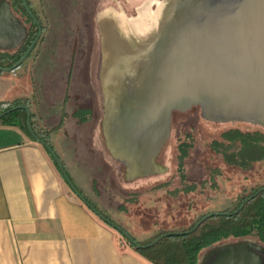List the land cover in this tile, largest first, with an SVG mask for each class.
Instances as JSON below:
<instances>
[{"label":"rangeland","instance_id":"obj_1","mask_svg":"<svg viewBox=\"0 0 264 264\" xmlns=\"http://www.w3.org/2000/svg\"><path fill=\"white\" fill-rule=\"evenodd\" d=\"M39 1L46 11H52L51 0ZM210 2L204 6L202 0H191L190 14L179 19L168 32L165 43L142 70L128 69L123 63L116 66L119 102L124 106L141 102L130 108L134 113L127 114L122 122V133L136 143L140 152H146V142L154 136L152 124L162 94L168 92L173 98L180 99L183 89L189 84L202 92H216L218 97L225 94L224 98L230 102L235 100L236 103L251 105L259 102L258 96L264 88V16L251 8L249 2L243 3L238 12L233 10L236 5L233 0ZM209 38L211 42H208ZM131 94L138 96L130 98ZM221 99L222 104L226 103ZM230 126L229 123H208L199 117L196 110L175 113L170 136L158 158L167 174L126 181L122 167L109 156L102 177L95 171L98 177L90 183L94 189L92 199H89L93 204L88 202L139 243L159 237L157 232L160 230L173 232L187 227L206 210H232L238 196L264 183V161L256 163L249 171H241L221 164L211 154L205 143ZM234 126L264 132L263 127L255 125L235 123ZM185 133L194 137L190 157L184 161L188 177L198 183L208 181V170L203 171V168L214 165H221V176L215 178L217 186L214 189L209 187L213 182L210 180L200 191L178 193L171 198L166 192L179 186L175 156L178 140H182ZM172 173L173 181L169 186L159 191L149 190L166 181ZM186 204L194 208L187 210ZM117 233L118 243L123 246L125 237Z\"/></svg>","mask_w":264,"mask_h":264},{"label":"crops","instance_id":"obj_2","mask_svg":"<svg viewBox=\"0 0 264 264\" xmlns=\"http://www.w3.org/2000/svg\"><path fill=\"white\" fill-rule=\"evenodd\" d=\"M67 3L51 0L52 11L44 8L50 26L42 55L30 77L20 82L0 73V101L37 94L47 143L75 188L92 203L95 171L101 175L109 163L100 126L89 111L61 107L62 77L47 76L49 68L60 64L56 33L73 22L67 16L75 5ZM69 94L87 96L78 80H72ZM117 232L75 194L43 145L18 123H0V264H151L126 243L120 246Z\"/></svg>","mask_w":264,"mask_h":264},{"label":"flooded vegetation","instance_id":"obj_3","mask_svg":"<svg viewBox=\"0 0 264 264\" xmlns=\"http://www.w3.org/2000/svg\"><path fill=\"white\" fill-rule=\"evenodd\" d=\"M26 2L33 17L29 15L24 8L22 0H9L16 22L22 28V36L17 44L8 46L6 49H0V67L12 69L5 73L18 82L26 77H30L33 65L42 55L43 45L48 40V28L50 26L43 5H38L36 8L31 4L30 0H26ZM67 4L69 6L75 5L71 14L67 16V18L73 19V22L72 24H65L62 26L64 31L61 30L56 33L55 41L57 44V52L61 56V59L57 62L60 64L49 68L47 76L49 77L57 74L62 77L61 83L64 87V93L59 103L61 107L69 106L72 110L89 111L93 113L90 115V118L94 117L98 122V126H100V135L103 139L104 148L107 154L122 167L121 169H123L126 181H134V179H139L143 176L157 177L162 174H167V169L158 163V158L163 146L170 136L173 115L175 113H185L192 110H196L199 113V117L208 123H229V125H231L221 130L217 134L218 137L212 138L208 143H205L211 154H213L221 164L223 163L225 166L237 168L241 171H249L256 163L264 161L262 157L256 162L243 165V158L238 155L239 153L236 149H227L221 146V143L227 144L223 142V134H228L229 132H233V134L235 132L250 134V140L255 138L259 143L264 144L263 131L253 128L243 130L234 126L235 123H242L264 128L263 124L256 123H264V121L247 118L223 119L220 116L211 114L209 112L210 110L207 111L206 108H208V104L192 105L185 110H173L171 112L169 125L161 141L146 152H139L140 150L136 147V143L129 140L128 137L122 133V122L125 119V115L132 112L130 108L137 107V105L130 104L131 106H124L119 102V92L115 84L116 66L118 63H123L126 68L139 71L138 68L143 65L144 61H146L145 63L147 64L151 60V55L154 50L150 51V47L155 40L158 27L165 18L169 0H68ZM25 55L26 57L20 65L13 68ZM145 63L144 65H146ZM0 73L3 72L0 71ZM72 80L79 81L80 91L83 90V92L86 93V98L70 96L69 88ZM131 95L130 98L138 96V94ZM129 99H126L127 102ZM39 103L40 101L37 94L32 93L31 97L24 96L9 102L0 101V109H3L1 111V113H3L15 106L26 105L31 112V128L34 126L35 131L40 137L47 138V131L41 129L43 120L37 113L40 107ZM15 111L24 112L25 116H16V121L20 124H26L27 126V114L25 110L18 109L9 111L6 115ZM87 116L88 115H86V118L89 119V116ZM36 128H38V130ZM255 132H258L255 134L256 136H254ZM37 133L34 134L40 138ZM183 136L182 140H178L175 156L176 177L179 186L174 187L172 190H168L171 193L166 192L171 198H174L178 193H192L198 189L200 191L202 190L201 187H206L210 180L213 182H210L209 187L214 189L217 186L215 178L221 176V165L218 167L214 165L203 168V171L206 169L208 170V181L204 180L198 183L195 182L194 179L188 177V173L184 169V161L190 157V150L194 147V137L190 133H185ZM185 147L188 148V155L184 158L182 166L178 167L179 148ZM140 156L143 158V162H141ZM181 177H183V180H181ZM171 181H173V173L164 182H169V186ZM263 187L264 183L248 191L246 190L245 193L238 196L239 199L235 205L236 209L228 214H237L247 202L264 191H260ZM177 189L180 190L178 191ZM174 190L177 191L174 193L172 192ZM251 192L252 194H250ZM250 197L252 198L247 201ZM242 198L244 199L242 200ZM243 203V207L237 213H234ZM186 208L187 210H191L194 207L191 208L190 204H186ZM225 209H209L199 213L198 216L200 214L204 216L212 212H218L220 213L219 215H222L225 214L223 212ZM125 239L126 238H123L124 243H126ZM243 239L256 240L257 243L264 248V243L259 242L255 237H245L223 243H236ZM223 243L210 246L203 251L201 256L203 254L207 255L214 247ZM259 255L262 258L261 264H264V252L259 253ZM199 264H208V261L205 263L199 262Z\"/></svg>","mask_w":264,"mask_h":264},{"label":"water","instance_id":"obj_4","mask_svg":"<svg viewBox=\"0 0 264 264\" xmlns=\"http://www.w3.org/2000/svg\"><path fill=\"white\" fill-rule=\"evenodd\" d=\"M210 1L211 0H202L203 3L202 5L208 6L212 3ZM233 1L236 2V5H234L235 9H233L234 11L238 12V10L241 8L240 6H242L243 3L245 4L249 2L248 4L251 6V8H255L257 11H259V13H261L264 16V0H233ZM190 2L191 0H169L165 18L161 23V25L158 27L155 35V40L153 41L152 46L150 47V51L154 50L153 54L158 50L160 46H162L165 43L168 32L174 26L177 25L179 19L182 16H186L190 14L192 9ZM22 3L28 14L33 17L26 0H22ZM21 36H22V28L16 22V19L11 10L9 0H0V49H6L8 46L17 44ZM208 42H211L210 38L208 39ZM153 54L151 56H153ZM25 57L26 55L13 68L20 65V63L23 61ZM145 62L146 61H144L143 65L140 68H138L139 71L142 70ZM10 70L12 69L0 67L1 72H8ZM215 94L210 92H202L195 85H189V84L186 85L185 88L183 89L180 99L173 98V95L168 94V92L167 94H162L160 96V101L158 102L159 108H157L158 110L153 120L154 124H152V129L154 128V136L148 138L146 142V147H148L147 150H149L151 147L156 146V143H159L161 141L164 133L166 132L165 130L169 125L171 112L173 110H185L192 105L208 104L207 105L208 108H206V110L207 111L210 110L209 112L211 114L220 116L223 119L247 118L251 120L264 121V88L262 89V93L259 94L258 96L259 102L255 105H251L247 103L246 104L236 103L234 102L235 100L230 102L224 98V96H226L225 94L221 93L219 97L215 96ZM219 98H222L221 100L225 101L226 103L222 104L221 101H219ZM140 103H137L136 105L138 106ZM18 109H23L26 111L27 128L30 135L34 140H36L41 145H43L45 149L49 152V154L55 161L56 165L58 166L66 183L71 187V189L75 192V194L93 211V213L99 219H101L104 223H106L107 225L111 226L112 228L120 232L129 242L134 244L137 248L150 247L155 243H157L161 238L166 236L187 235L195 231L200 226V224H202L206 219L220 214L218 212H212L204 215L189 231L167 232L153 239L150 243L146 245H141L137 243L120 227L113 224L101 213H99V211H97L81 195V193L75 188V186L71 182L70 178L65 172V169L59 157L53 151L52 147L47 142L42 141L33 133L30 124V117H31L30 109L26 105H18L10 109L9 111L18 110ZM9 111L0 113V118L5 116ZM131 113L133 114L134 111L130 112V115ZM126 115L124 118H126ZM256 123H260L264 125L263 122H256ZM141 162H143L142 157H141ZM262 190H264V187L261 188L260 191ZM252 197L247 199V201L250 200ZM243 205L244 203L234 213H237L243 207ZM262 252H264V248L260 244H258L256 240L243 239L236 243H223L214 247L213 250L210 251L207 255L203 254L199 258V262L205 263L206 261H208V264H261L262 258L260 257L259 253Z\"/></svg>","mask_w":264,"mask_h":264},{"label":"trees","instance_id":"obj_5","mask_svg":"<svg viewBox=\"0 0 264 264\" xmlns=\"http://www.w3.org/2000/svg\"><path fill=\"white\" fill-rule=\"evenodd\" d=\"M2 110L3 109H0V113ZM16 116L21 117L25 116V114L23 111H15L1 117L0 123L8 125L16 124L18 123L16 121ZM18 124L23 131L29 133L26 124ZM32 129L36 134L37 132L34 126H32ZM257 133L258 132H255L254 136H256L255 134ZM37 135L40 137L38 133ZM250 137V134L239 132L233 134V132H229L228 134H223V142L227 144L221 143V146L227 149H236L239 153L238 155L243 158V165L256 162L260 158H264V144L259 143L255 138L250 140ZM40 139L44 142H48L47 138L40 137ZM187 155L188 148H179L178 167L182 166L184 158ZM181 180H183V177H181ZM168 183L169 182H162L156 184L149 190L152 191L166 187ZM177 190L179 191L180 189ZM177 190L172 192L175 193ZM167 193L171 192L167 191ZM250 194H252V192ZM244 198H242V200ZM234 209H236V207L232 210L225 209L223 211L225 214L208 218L195 231L187 235L166 236L150 247L137 248L127 239H125V241L129 248L151 264H199L201 254L210 246L245 237H255L259 242L264 243V191L247 202L237 214H228ZM202 216L203 214H200L194 219V222L190 223L187 227L177 229L173 232H185L190 230ZM167 232L171 231L160 230L157 232V236ZM133 239L135 240V238ZM150 242L151 240L144 243H137L146 245Z\"/></svg>","mask_w":264,"mask_h":264},{"label":"built area","instance_id":"obj_6","mask_svg":"<svg viewBox=\"0 0 264 264\" xmlns=\"http://www.w3.org/2000/svg\"><path fill=\"white\" fill-rule=\"evenodd\" d=\"M122 243H124V241L122 240Z\"/></svg>","mask_w":264,"mask_h":264}]
</instances>
